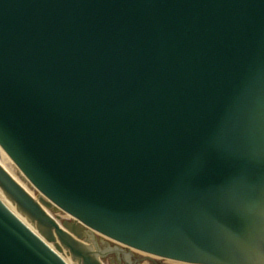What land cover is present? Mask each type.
<instances>
[{"label":"water","instance_id":"95a60500","mask_svg":"<svg viewBox=\"0 0 264 264\" xmlns=\"http://www.w3.org/2000/svg\"><path fill=\"white\" fill-rule=\"evenodd\" d=\"M0 145L122 244L264 264V0H0ZM0 186L78 264L150 259ZM0 264H63L1 200Z\"/></svg>","mask_w":264,"mask_h":264},{"label":"bare ground","instance_id":"6f19581e","mask_svg":"<svg viewBox=\"0 0 264 264\" xmlns=\"http://www.w3.org/2000/svg\"><path fill=\"white\" fill-rule=\"evenodd\" d=\"M0 163L10 172L12 173V165L8 159V157L4 154L3 151L0 150ZM14 168V167H13Z\"/></svg>","mask_w":264,"mask_h":264},{"label":"rangeland","instance_id":"374dc122","mask_svg":"<svg viewBox=\"0 0 264 264\" xmlns=\"http://www.w3.org/2000/svg\"><path fill=\"white\" fill-rule=\"evenodd\" d=\"M13 172H14V168H13Z\"/></svg>","mask_w":264,"mask_h":264}]
</instances>
